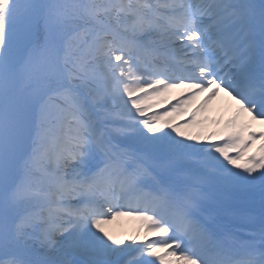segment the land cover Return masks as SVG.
Here are the masks:
<instances>
[{
    "label": "snow or ice",
    "instance_id": "6c2138e0",
    "mask_svg": "<svg viewBox=\"0 0 264 264\" xmlns=\"http://www.w3.org/2000/svg\"><path fill=\"white\" fill-rule=\"evenodd\" d=\"M257 123L264 0H0V264H264Z\"/></svg>",
    "mask_w": 264,
    "mask_h": 264
},
{
    "label": "bare ground",
    "instance_id": "6f19581e",
    "mask_svg": "<svg viewBox=\"0 0 264 264\" xmlns=\"http://www.w3.org/2000/svg\"><path fill=\"white\" fill-rule=\"evenodd\" d=\"M182 92L183 90H176L172 92L169 95L168 100L170 97H172V95L174 96L173 98H178ZM227 100L228 98L223 93H221L217 101H214V106L219 107ZM214 113L212 112L211 114H214ZM233 206L237 209L242 208L244 206V202L243 200L234 201ZM141 224L142 222L138 220L137 218H135L134 216H124V217L116 218V221L113 220L112 223L108 225H109V232L114 236L116 235V233H118L119 238L132 237V238H135L137 241H141L147 235V233L145 232L143 233L137 232V227H139Z\"/></svg>",
    "mask_w": 264,
    "mask_h": 264
},
{
    "label": "rangeland",
    "instance_id": "374dc122",
    "mask_svg": "<svg viewBox=\"0 0 264 264\" xmlns=\"http://www.w3.org/2000/svg\"><path fill=\"white\" fill-rule=\"evenodd\" d=\"M107 231H109V228H106Z\"/></svg>",
    "mask_w": 264,
    "mask_h": 264
}]
</instances>
